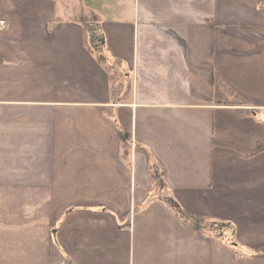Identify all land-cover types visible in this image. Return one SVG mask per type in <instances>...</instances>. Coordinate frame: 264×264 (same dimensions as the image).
<instances>
[{"label":"crops","instance_id":"obj_1","mask_svg":"<svg viewBox=\"0 0 264 264\" xmlns=\"http://www.w3.org/2000/svg\"><path fill=\"white\" fill-rule=\"evenodd\" d=\"M65 1L0 0V264H264V8ZM60 6L97 17L129 101ZM217 81L253 114L215 105Z\"/></svg>","mask_w":264,"mask_h":264},{"label":"trees","instance_id":"obj_2","mask_svg":"<svg viewBox=\"0 0 264 264\" xmlns=\"http://www.w3.org/2000/svg\"><path fill=\"white\" fill-rule=\"evenodd\" d=\"M255 1L258 6L264 8V0ZM73 20L79 23L82 27L84 44L92 50L93 54L96 56L97 61L108 74L110 81V90L114 103L119 105L122 104L125 99L129 101V94L131 89L130 81L125 76H120L118 74V61H116L110 54H108L107 50L104 48L102 30L97 17L92 13H89L88 15L81 14L78 17L73 18ZM121 78H123V80ZM125 87L126 89H124ZM213 102L218 106L237 107L236 112L240 115H249L253 114L254 112V110L250 109L249 103L245 98L219 81H217L215 86ZM114 122L117 127V133L124 143V149L126 148L125 155L127 156V148L131 142V119L129 110L127 108H117L116 114L114 116ZM261 151H264V142L259 143L256 149L249 153L253 155ZM177 212L183 220L191 222L192 227L195 230L203 229V219L184 214L178 210ZM219 226L221 227V229L223 228L222 230H232L231 226L225 222H219ZM214 238H211V240H214ZM252 255L253 257L264 258V249L256 250Z\"/></svg>","mask_w":264,"mask_h":264},{"label":"rangeland","instance_id":"obj_3","mask_svg":"<svg viewBox=\"0 0 264 264\" xmlns=\"http://www.w3.org/2000/svg\"><path fill=\"white\" fill-rule=\"evenodd\" d=\"M67 1V0H66ZM65 1V2H66ZM72 1V0H71ZM71 8L72 7H70V6H66L65 7V11H62V7L60 6V12H59V15H60V18L62 19V20H65V19H73V18H76V17H78L80 14H77L76 12L78 11V10H80L81 9V7L80 6H78V10H76V9H73V10H71ZM85 14H87L88 15V13H85ZM84 14V15H85ZM122 80H123V78H121ZM124 89H126V87L124 88ZM210 224H213V223H208V222H205L203 225H202V230L203 231H205L206 232V234L209 236V234L210 235H212V237L214 238V237H216L217 239L218 238H220V237H222L221 236V230H220V228H218V225H217V227L215 226V224H213L214 225V227H210L209 225ZM229 230H227V229H224V232H228ZM222 232H223V230H222ZM230 232V231H229ZM215 238V239H216Z\"/></svg>","mask_w":264,"mask_h":264},{"label":"built area","instance_id":"obj_4","mask_svg":"<svg viewBox=\"0 0 264 264\" xmlns=\"http://www.w3.org/2000/svg\"><path fill=\"white\" fill-rule=\"evenodd\" d=\"M4 27H5L4 21H0V30L3 29Z\"/></svg>","mask_w":264,"mask_h":264}]
</instances>
